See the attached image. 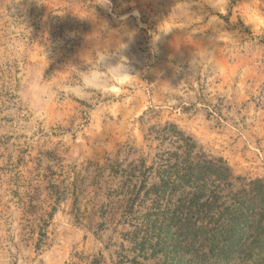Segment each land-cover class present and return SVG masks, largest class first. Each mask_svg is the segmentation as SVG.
<instances>
[{"label": "rangeland", "instance_id": "rangeland-1", "mask_svg": "<svg viewBox=\"0 0 264 264\" xmlns=\"http://www.w3.org/2000/svg\"><path fill=\"white\" fill-rule=\"evenodd\" d=\"M98 2L0 0V264H264V0ZM120 17L132 76L94 60ZM188 158L244 226L158 214Z\"/></svg>", "mask_w": 264, "mask_h": 264}, {"label": "trees", "instance_id": "trees-1", "mask_svg": "<svg viewBox=\"0 0 264 264\" xmlns=\"http://www.w3.org/2000/svg\"><path fill=\"white\" fill-rule=\"evenodd\" d=\"M206 164L209 165V167H206ZM183 165V184L187 183L186 186L188 187H191V185L194 186V192L186 193L187 195H190V197L188 200L183 201L184 204L179 206V210H158V214H160L162 217L164 216L165 218L168 214H171L173 220H179V222L180 219L183 218L185 220L192 218L199 222L200 220L213 218V216H221L227 219L233 228L236 227L237 224H240V226L245 225V222H242V219L247 214L250 215L253 210H249V213H247L248 210H239L240 208H250L249 206H243L244 202H237V206L233 205L231 207L233 211L229 215V217H227L226 215H224V213L228 208L223 205H220L219 207L216 206V197L211 193V190H209L208 186L206 185V181H208L212 177L226 178L227 176H229V170L225 165L211 164L209 160H207L206 162H201V160L193 161L191 160V158L186 159V162ZM221 193L222 194L219 196V198H222L224 195V192ZM217 202L219 203V200H217ZM177 215H179L180 217ZM143 221V223L141 222L142 227L147 226V223L149 222H151L152 225H156L155 222H157V220L150 219H146ZM188 221V229H191V226H196L195 223L191 222V220Z\"/></svg>", "mask_w": 264, "mask_h": 264}, {"label": "clouds", "instance_id": "clouds-1", "mask_svg": "<svg viewBox=\"0 0 264 264\" xmlns=\"http://www.w3.org/2000/svg\"><path fill=\"white\" fill-rule=\"evenodd\" d=\"M97 4H99L101 7L110 9L111 0H99ZM126 19V17H120L119 28H112L107 20L98 19L96 21V29L91 35L99 40L101 33L107 34L106 39L103 41V49L97 51V53L99 52L102 55H97L96 53V56L94 57L97 66L100 68L101 63L105 60L106 56L109 55L107 45L111 43L114 45V51L111 53V55L117 56L118 59L115 64L102 71H108L111 69L115 71L116 75L126 74L132 76L133 74H130L127 71V58L123 55V52L126 50L128 42L134 38L135 33L134 30L127 29V26L123 23V21ZM124 36H127L128 39L124 40ZM200 58L201 52L195 51L191 59V64L194 66L200 60Z\"/></svg>", "mask_w": 264, "mask_h": 264}]
</instances>
